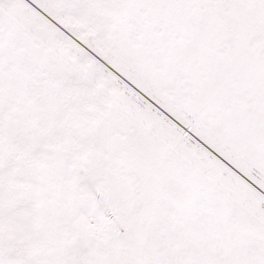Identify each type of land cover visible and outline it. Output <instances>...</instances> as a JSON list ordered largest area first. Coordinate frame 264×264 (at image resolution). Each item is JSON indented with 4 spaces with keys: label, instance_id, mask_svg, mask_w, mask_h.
Listing matches in <instances>:
<instances>
[{
    "label": "snow or ice",
    "instance_id": "obj_1",
    "mask_svg": "<svg viewBox=\"0 0 264 264\" xmlns=\"http://www.w3.org/2000/svg\"><path fill=\"white\" fill-rule=\"evenodd\" d=\"M0 264H264V0H0Z\"/></svg>",
    "mask_w": 264,
    "mask_h": 264
}]
</instances>
